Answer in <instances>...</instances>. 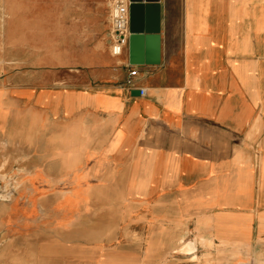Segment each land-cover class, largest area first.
Here are the masks:
<instances>
[{"label": "crops", "instance_id": "crops-1", "mask_svg": "<svg viewBox=\"0 0 264 264\" xmlns=\"http://www.w3.org/2000/svg\"><path fill=\"white\" fill-rule=\"evenodd\" d=\"M160 2L161 65L131 66L112 54V0L34 1L66 7L37 25L45 45L67 30L42 68L66 78L0 88V147L35 164L8 264H264V0ZM93 204L131 211L101 214L115 239L99 262L65 260L59 234Z\"/></svg>", "mask_w": 264, "mask_h": 264}, {"label": "rangeland", "instance_id": "rangeland-1", "mask_svg": "<svg viewBox=\"0 0 264 264\" xmlns=\"http://www.w3.org/2000/svg\"><path fill=\"white\" fill-rule=\"evenodd\" d=\"M34 1L23 0V3L16 7L9 5V0H0V88H3L4 80L8 79L12 83L10 85L12 87L17 86L37 91L42 85L50 87L53 79L66 78L64 73H60L57 77L51 76L46 72L47 70H42V68H49L51 56L57 51L55 43L63 44L60 51L66 52L67 30L61 29L58 40L49 39L51 45H45L40 43L41 30L37 28L43 19H46L48 23L53 21V23L66 24V7L55 5L52 8L41 10L34 5ZM78 15L82 18V9L78 11ZM75 31L82 38V29L79 28ZM52 33L50 30L48 35L51 36ZM91 33L92 36H95L96 29H92ZM11 150L8 151L0 147V264H8L12 257L18 256L17 251L24 243L17 236L13 237L17 235L10 231L13 224H6L7 220L5 219L13 216L11 217L13 222L18 220L25 211L24 207H28L27 199L24 197L30 195L25 196L29 192L26 191L28 188L24 186L23 182L31 177L35 165L29 158L25 165L18 164L19 156L14 155L13 148ZM28 162H31V165ZM48 191L50 194L52 191L57 193L70 190L63 184L54 190L48 189ZM21 198L23 199L21 200ZM78 207L71 210L74 213L71 233L59 234V240L63 241L65 245V250L59 251V254L65 260L69 258L71 261L99 262L105 246L111 244L115 239L110 235L112 232L106 233L105 231L113 221H106L101 214L103 212H130L131 207L129 205L99 206L93 204L87 206V212L81 211ZM40 211L50 213V198L43 204ZM64 211L65 209H60L59 213H65ZM9 238L11 241H8ZM49 241L48 234L47 238H44V243L47 245L42 247L44 260H50ZM9 247L12 248V251L5 252L11 249Z\"/></svg>", "mask_w": 264, "mask_h": 264}, {"label": "water", "instance_id": "water-1", "mask_svg": "<svg viewBox=\"0 0 264 264\" xmlns=\"http://www.w3.org/2000/svg\"><path fill=\"white\" fill-rule=\"evenodd\" d=\"M161 0H130L131 66H160L162 62Z\"/></svg>", "mask_w": 264, "mask_h": 264}, {"label": "built area", "instance_id": "built-area-1", "mask_svg": "<svg viewBox=\"0 0 264 264\" xmlns=\"http://www.w3.org/2000/svg\"><path fill=\"white\" fill-rule=\"evenodd\" d=\"M112 54L121 56L129 46L130 33V0H112ZM144 96L145 92L140 91Z\"/></svg>", "mask_w": 264, "mask_h": 264}, {"label": "bare ground", "instance_id": "bare-ground-1", "mask_svg": "<svg viewBox=\"0 0 264 264\" xmlns=\"http://www.w3.org/2000/svg\"><path fill=\"white\" fill-rule=\"evenodd\" d=\"M1 166V165H0ZM187 250V249H186ZM189 250V249H188Z\"/></svg>", "mask_w": 264, "mask_h": 264}]
</instances>
